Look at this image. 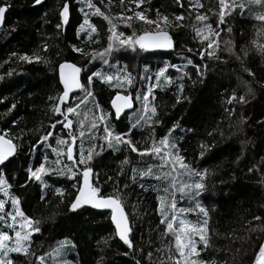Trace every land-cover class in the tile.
Returning <instances> with one entry per match:
<instances>
[{"label":"trees","instance_id":"obj_1","mask_svg":"<svg viewBox=\"0 0 264 264\" xmlns=\"http://www.w3.org/2000/svg\"><path fill=\"white\" fill-rule=\"evenodd\" d=\"M69 2L70 21L64 29L58 30L56 24L63 0H44L35 7L34 0H0V3L10 5L0 29V132L6 131L5 136L17 148L2 172L7 180L6 189L20 199V209L34 222L39 221L41 228L40 233L31 237L29 255L12 254L14 264H39L37 257H47L59 240H70L75 245L70 257L72 264H99L101 260L103 264H165L169 257H178L174 235L167 233L166 225L160 223L161 198L165 205L172 199L171 180L157 181L154 175H139L140 171L147 170L148 164L158 165L159 161L151 157L141 159L126 144H117L115 140L112 141L114 146L108 148L107 142L101 139L104 135L102 124L97 131H91L92 124L98 123V116L110 114L109 101L115 89L104 77L121 70L131 72L136 83L131 88L125 85L120 92L128 93L135 87V94L137 90L144 93L143 85L153 82L154 74L166 63L180 66V72L168 70L172 80L175 75L188 74L182 81L183 92L177 91L179 78L173 85H166L162 80L160 87L154 89V99L149 98L147 112L141 101H134L131 115L119 121L112 119V128L116 134L129 132L130 138L141 149L164 135L175 137L173 142L177 143L185 162L205 173L204 182L208 188L200 202L209 210L206 235L210 246L205 249L199 242L200 237H193L197 241L199 260L205 264H253L258 257L259 245L264 242V223L253 219L254 216L264 217V127L260 126V121H264V53L257 47L264 45V25L255 19L258 10H236L220 24L219 0H180V3L177 0H146L136 10H144L143 5H146L149 19H156L157 11L168 16L167 23L160 21V29L169 32L173 38L174 52L150 55L140 52L137 55L132 49L122 48L107 56L109 64L105 65L100 59L89 60L91 52H102L108 46L111 25L104 16L109 17L119 31L121 20L118 21L114 14H122L129 7L134 9L135 4L130 5V0H124L123 5L121 0H91L95 7L90 14L99 8L104 16L88 17L96 28V32H90V27L85 28L89 35L76 28L84 12H89L87 3L83 0ZM231 2L226 0V4ZM195 4L204 7L194 11ZM197 14L208 16L211 33L205 23L196 21ZM177 16L183 19L177 21ZM140 24L142 30L157 31L155 26ZM134 28L141 30L139 22ZM197 31L211 36L216 42L212 49L197 37ZM217 31L218 37L214 35ZM44 44L48 46L46 51ZM72 45L87 54L73 51ZM187 49L192 51L189 53ZM206 51H213L218 59L206 55L201 58V53ZM13 52L35 53L41 56V62H21L18 57H12ZM172 55L180 62L171 59ZM185 57L205 72L202 79L196 68L187 65ZM62 60L80 65L83 89L93 92V96L83 103L84 90L75 93V99L73 97V101L64 104V109L68 106L76 108V113L68 116L73 121L72 133L77 138L75 151L83 152L85 158L89 151L93 152L89 166L99 174L105 195L116 188L121 190L122 205L131 227L132 248L118 240L109 211L100 214L86 206L81 209L82 215H77L70 210L77 193V188L73 187L77 181L68 178L71 176L68 169L73 162L60 159L61 156L57 157L52 149L63 151L66 144L60 145L57 139L68 141L71 137L60 125L55 129L50 127L63 118L53 111L61 93L56 68ZM249 71L254 76H250ZM9 72L13 75L9 76ZM92 72H100L101 76L94 77L89 85L88 76ZM148 76L152 79L141 82V77ZM233 93L237 97L244 95L248 103L229 104L228 99ZM49 97L54 99L50 101ZM13 104L15 109H12ZM152 107L156 108V113L151 120H143L137 126V120L150 115ZM157 119L159 124L155 123ZM174 125L178 127L169 133ZM48 131H53L54 136L46 143L37 144ZM202 146H210L203 158L199 155ZM45 156L47 160L43 159ZM126 157L130 163H124ZM57 159L60 163H56ZM74 160H77L76 156ZM40 163H44L46 169L65 172V176L45 175V183L49 185L47 190L39 182H28L30 170H35ZM133 168L137 169L136 182L132 180ZM250 168L257 170L249 172ZM153 171L155 175L160 174L155 168ZM140 184H144L147 191L141 189ZM56 187L64 190L63 197L54 192ZM165 188H169V192L165 193ZM42 195H46L44 201H41ZM176 199L179 208L194 207L187 198L180 199L179 193ZM180 218L190 222L191 226H199L205 219L196 211ZM174 227H179L178 221ZM53 264H57V260Z\"/></svg>","mask_w":264,"mask_h":264},{"label":"snow or ice","instance_id":"obj_2","mask_svg":"<svg viewBox=\"0 0 264 264\" xmlns=\"http://www.w3.org/2000/svg\"><path fill=\"white\" fill-rule=\"evenodd\" d=\"M83 2L87 3L89 12H84V9H79V11L84 12V23L80 25V29L83 30L84 25L89 23L88 16L92 8L95 5L92 4L91 0H83ZM146 0H130V5L135 4V8L129 7V10L134 13V16L137 20L145 22L147 25L155 26L157 31L155 33L145 31L142 35L137 36L135 33L132 36L125 37L123 32H118L116 30V25L112 23L109 17L104 16V13L100 11L99 8H95V12H92V15L96 16H104V19L109 21L111 28L109 29L110 34L108 35V46L102 52L93 53V60L100 59L103 64L108 65L109 60L107 56L113 54L114 50H119L121 48H130L133 51L137 52V55L140 52H148L152 49H172L174 47V42L171 36L160 29V21L167 23L168 16L162 15L159 11L156 13V19H149L145 10H136L139 9L142 4H144ZM44 3V0H34L33 7L37 5H41ZM124 0H121V4L123 5ZM177 3H180V0H177ZM183 7V4H180ZM220 12H219V23L223 24L225 22V17L231 15L232 12L236 10H248L252 12L253 10H258L255 15V19L259 21L262 25H264V0H239L237 3L236 0H232L231 3L226 4V0H219ZM10 5L6 3H0V25H3L6 20V12ZM204 7L203 4H195L193 5V10L198 11ZM227 9V11H226ZM59 23L56 24V28L58 30L64 29L70 21V2L69 0H63L61 5V10L58 14ZM132 19L131 16L124 18V23L126 26L131 27L129 21ZM177 21H181L183 19L182 16L175 17ZM197 22L205 23L208 27L209 32H212L211 25H207L208 16L197 14L195 17ZM180 26L179 24L177 25ZM229 32L232 31L231 28L228 29ZM90 32H96V28L91 27ZM90 35V33H88ZM197 37L201 39L203 42H207L208 48L212 49L213 45L216 43L211 39L209 35H203L201 31L196 32ZM215 36H219L220 33L217 31L214 33ZM218 46V45H217ZM44 50H47V44H44ZM259 50L264 53V45H257ZM72 49L75 52L84 53V50L77 45H72ZM190 53L192 49H187ZM208 58H217L214 56L213 51H206L205 53H201V58L204 56ZM12 57H18L21 62L25 63H40L41 56L33 53L32 55L28 53L18 54L16 52L12 53ZM187 65L193 66L196 68L197 74L199 78H203L205 72L201 70L200 66L195 65L192 59L185 57ZM66 65H60V74L61 79L63 81V94L59 97V100L67 105L71 101L70 93L73 91V88H81L83 86L79 83L77 79V75L80 72V69L73 67V72L70 76H65L64 68ZM112 67H115L113 65ZM206 68V66H205ZM169 69H175L180 71V66L176 64L166 63L163 67L159 69L158 72L154 74V79L156 83L150 84L147 87V91L141 93L137 90V94L135 96L136 100L141 101L144 105V109L147 112L148 105L150 103V96L154 99V89L160 87V82H163L166 85H173L175 82L171 79V77L167 74ZM150 69H146L149 71ZM250 76H254V73L249 71ZM9 76L13 75V73L9 72ZM100 72H92L90 76H88V84L91 85L94 77H100ZM188 74L183 72L179 77L181 82L178 83L177 91L182 93L184 90V83L182 82ZM122 77V79H121ZM145 79H152V77H141V82ZM105 82H111L115 80V83L112 85L117 88H124L127 85L131 88L136 83V78L132 75L131 72L125 73L121 70L120 74L117 76L108 75L104 77ZM195 83V81H193ZM86 95L81 100V103L86 101L88 97L93 96V92L88 91L87 89H83ZM50 101L53 100V97L48 98ZM117 101H123V103H117ZM179 102V97H178ZM233 102L239 104H247L248 99L244 95H240L237 97L235 93L231 95L228 99V103L232 104ZM113 107L115 109L114 115H100L96 119L98 123H93L91 126V131L95 132L100 128V125H103V133L104 135L101 137L102 140L107 142V147L112 148L114 145L112 143L113 140L117 142V144H126L130 151L135 152L141 159L146 157H151L157 161H159L158 165L148 164L146 171H140L139 175L141 177L145 176H153L157 181H168L171 180L170 188H171V196L172 199L169 204L165 205L163 198H161V204L159 208L161 220L160 223L166 225V232L171 233L175 237V251L178 253V257L173 258L169 257V260L165 262V264H205V262L199 260L200 253L197 251V241L193 239L195 236L200 237V241L204 248L207 249L210 246L209 239L207 238V226L209 224V210L202 206L200 202V198L204 193L208 191L205 180V173L202 171H197L196 168L192 167V165L185 162V157L180 155V148L177 143H174L173 140L175 137L170 138L169 135H164L158 141L153 139V143L151 146H145L143 149L138 148L137 144L130 138L129 132H120L119 134L115 133V130L112 128L111 121L115 119L117 121L121 120V114L125 109H132V97L131 92L128 95H120L119 92L116 95L115 99L112 101ZM16 105H12V109H15ZM79 105H77V108ZM99 108V104L96 105ZM10 109V111L12 110ZM53 111L60 116H63V120H56L54 124L50 127L55 129L57 125H60L63 129L68 130V136L71 137V142L57 139V143L67 144L66 153L56 152V149H52V151L56 152L57 157L66 156L68 161H72V167L68 169L71 172V176L69 179H73L77 181V184L82 186H77L74 184L73 187L77 188V194L75 195L74 201L71 203L70 210L77 214L82 215L81 209L86 206H90L103 214L104 210L111 211V220L115 224V228L117 230V234L119 238L126 244L129 248H132L133 245L129 239L130 229L128 227V222L125 218L124 207L122 206L121 190L116 188L114 191L105 195V192L100 187V177L98 173L93 172V168L89 166V161L93 158V152L89 151L87 158H85L83 152H81L79 159L74 160L73 157V146L76 143V136L72 133L73 121L68 119V116L76 113V108L71 106L66 107L65 110H62L59 104L55 105ZM156 113V108H151V114L141 116L140 119L137 120V126L140 125L143 120H151L152 115ZM83 124V121H80ZM156 124H159L160 121L157 119L155 121ZM260 126L264 127V121H260ZM178 125H174L173 129H169V133H172ZM154 128V125H153ZM131 131V129H129ZM54 136L53 131H48L45 135L41 136L37 141V144L46 143ZM80 136L83 137L84 133L81 132ZM125 137H129L125 139ZM36 146L34 145L33 148ZM16 147L13 145L12 140L5 139L3 135H0V191H4V186L7 184V180L5 179L2 168L6 167V163L10 157L14 156L16 153ZM119 150V149H117ZM210 150V146H202V150L199 155L203 158L206 154V151ZM101 151H103V146H101ZM173 152L175 155L173 156ZM44 160H47V157H43ZM56 163H60L59 159H57ZM124 163H130V161L125 158ZM83 166L80 169V166ZM156 169L160 172L159 175H155L153 169ZM76 169V171H73ZM165 169H169L165 171ZM256 168H250L249 172H255ZM133 182H136V173L137 169H132ZM45 175L52 177H63L65 176V172L60 171L59 169H46L44 163H40L39 167L35 168V170H30V174L28 177V182L36 181L44 186V189L47 190L49 185L45 183L44 177ZM111 179V177L109 178ZM190 181V182H188ZM95 185V186H94ZM141 189L147 191L144 184H140ZM124 188L127 189L128 185L125 184ZM54 192L60 196H64V190L60 187H56ZM164 192H169V188H165ZM180 194V199L187 198L189 201L194 203V207L189 208H179L177 206L176 194ZM7 195V192L4 193ZM46 199V195L41 196V201ZM21 201L19 198L11 199L12 211H5L6 201L0 199V222H2L8 229H11L15 232L14 237L10 236L7 231L0 230V264H14L12 260V254H24L25 256L29 255V244L31 243V237L33 234H38L41 231L40 222L33 221L30 217L26 216L25 213L20 209ZM196 211L198 214H202L205 219H203L202 223L199 226H191L190 222H187L185 219L180 218L185 213ZM169 213H172L169 215ZM257 222L264 223V217L254 216L253 218ZM11 220V223L8 221ZM179 223V227H174V223ZM65 244L72 245L70 240H65ZM189 257H192L189 259ZM149 258H151V253H149ZM37 261L39 264H45V257L40 256L37 257ZM64 264H71V261H64ZM99 264H103V260L99 262ZM254 264H264V244L259 245V253Z\"/></svg>","mask_w":264,"mask_h":264},{"label":"rangeland","instance_id":"obj_3","mask_svg":"<svg viewBox=\"0 0 264 264\" xmlns=\"http://www.w3.org/2000/svg\"><path fill=\"white\" fill-rule=\"evenodd\" d=\"M143 9L146 11V14H147V12L149 11V10H147V7H146V5H143ZM115 16V18L119 21V20H121V21H119L120 22V24H119V28H120V30L118 31V32H125L126 31V33H125V37H127V36H132L134 33L137 35V36H139V35H142L145 31H148V32H156V31H152L151 29H148V28H143V30H142V26H141V24H140V22H142L143 24H146L145 22H143V21H139V20H137L136 18H135V16H134V13L132 12V11H130L129 10V8L128 9H125V11H124V13H122V14H118V13H115L114 14ZM91 16H92V14H89V18H91ZM128 16H131L132 17V19L129 21V23L131 24V27H128V26H126L125 25V23H124V18L125 17H128ZM84 17H80V20H79V23L76 25V28L77 29H79V30H81L80 29V25L81 24H83L84 23ZM136 22H139V27H141V30H137V29H135L134 28V24H136ZM91 28V27H93V25H92V23L91 22H89L88 24H86V25H84V28H83V30L82 31H85L86 32V34H88V30H84L85 28ZM153 29V28H152ZM163 31V30H162ZM172 38V37H171ZM172 40H173V38H172ZM174 42V41H173ZM174 47H175V43H174ZM174 47L172 48V49H157V50H150V51H148V52H145L147 55L149 54H156V53H165V52H174ZM122 49V48H121ZM130 49V48H129ZM93 53H95V52H91L89 55H90V58H89V60H92L93 58H92V56H93ZM171 59H173V60H176L177 62H180L179 61V59L178 58H176L175 57V55H172V58ZM65 60H62V61H60L58 64H60L61 62H64ZM73 63H75V62H73ZM58 64H57V66H58ZM76 65H78L79 66V69H80V79H81V85L82 86H84V81H83V78H82V68L80 67V65L79 64H77V63H75ZM184 65H186V64H184ZM187 67V66H186ZM56 72H57V68H56ZM120 72L121 71H119V72H116V73H112V74H108V75H112V76H117V75H119L120 74ZM180 72V71H179ZM107 75V76H108ZM181 75H175V77L173 78V81H176L177 80V78H179ZM57 79H58V77H57ZM121 79H122V77H121ZM103 81V80H102ZM180 81H177V84L179 83ZM58 83H59V81H58ZM107 83H110L111 85H113L114 83H115V80L114 81H111V82H107ZM153 83H156V81H155V79L153 80V82H151V81H149V82H146L145 83V85H143L144 86V88H143V92H146L147 91V87L150 85V84H153ZM60 85V84H59ZM135 88V87H134ZM133 88V90L131 91V97H132V102H133V104H134V101H137L136 99H135V93H134V89ZM114 89H115V91H114V93L112 94V95H114L116 92H120V91H122V90H124V88H117V87H114ZM83 89H81L80 88V91H82ZM124 93V92H123ZM129 94V92L128 93H126V95H128ZM76 95L77 94H73L72 95V99H71V101H73V97H74V99H75V97H76ZM58 99V98H57ZM70 101V102H71ZM56 102H57V100H56ZM56 102H55V104L53 105V108H54V106L56 105ZM109 105H110V101H109ZM135 108V104H134V107L132 108V109H130V110H124V112H123V114L121 115L123 118H127V117H129L130 115H131V111L133 110ZM63 110H65L64 109V107H63ZM114 110H113V108H112V106H110V114L111 115H114ZM64 119V117L62 118V120ZM1 134H3V135H6V131H3V132H0ZM9 139V138H8ZM64 140H65V138H64ZM68 142H71V138L68 140ZM62 143H60V145H61ZM76 144V143H75ZM75 144L73 145V149H74V152H73V157H74V159H75V156H76V158H77V160L79 159V156H80V154H81V152H79V151H75ZM16 146V145H15ZM67 144L65 145V147L67 148ZM64 147V149H63V151L61 150H59V149H56V152H60V153H66V148ZM75 153H76V155H75ZM60 159H65V156H61V158ZM34 171V170H33ZM29 174H30V172H29ZM6 187H7V185H5L4 186V191H0V199H3V200H5L6 201V204H5V211H12L13 209H12V205H11V199H13V198H15V196L13 195V194H11L9 191H8V189H6ZM5 192H7V195H5L4 193ZM77 194V193H76ZM9 223H11V220H9L8 221ZM0 230H2V231H7L8 232V234L10 235V236H12V237H14V235H15V232L13 231V230H11V229H8L2 222H0ZM64 241L65 240H59L58 242H56V244L54 245V249H52L51 251H50V253L47 255V257H45V264H53L54 263V260H57V264H64V261L65 260H67V261H70L71 260V255L73 254V247L71 246V245H68V244H65L64 243ZM263 244H264V242H263ZM55 250V251H54ZM48 257H50V258H48ZM257 259V258H256ZM72 264V263H71ZM254 264V263H253Z\"/></svg>","mask_w":264,"mask_h":264},{"label":"water","instance_id":"obj_4","mask_svg":"<svg viewBox=\"0 0 264 264\" xmlns=\"http://www.w3.org/2000/svg\"><path fill=\"white\" fill-rule=\"evenodd\" d=\"M1 27H2V25H0V29H1ZM164 32H167V31H164ZM152 33H155V32H152ZM168 34H169V32H167ZM170 35V34H169ZM152 50H157V49H152ZM61 64H64V65H66V67L64 68V74H65V76H70L71 74H72V72H73V67H70V66H74V68H76V69H79V66L78 65H76L75 63H73V62H71V61H64V62H61L60 64H58V66H57V77H58V81H59V84H60V86H61V89H62V91H61V93H60V95L58 96V99H57V102H56V105L57 104H59L60 106H61V108H62V106H63V102H61L60 100H59V97L60 96H62V94H63V81H62V79H61V74H60V65ZM77 79H78V81H79V83L81 84V79H80V72L78 73V75H77ZM80 88H73V91L70 93V97H71V94H73V93H75V92H77L78 90H79ZM118 94V92H116L112 97H111V99H110V106H112V108H113V110H114V112H115V109H114V107H113V104H112V101L115 99V97H116V95ZM119 94L120 95H125L126 96V94H124V93H122V92H119ZM117 103L119 104V103H123V101H117ZM132 104H133V102H132ZM133 107H134V104H133ZM125 110H127V109H125ZM128 110H130V109H128ZM127 110V111H128ZM55 114H57V113H55ZM123 114V113H122ZM121 114V115H122ZM0 135H3V134H1L0 133ZM4 136V135H3ZM5 137V139H8L6 136H4ZM13 143V142H12ZM13 145L15 146V144L13 143ZM73 146V145H72ZM16 147V146H15ZM67 151V150H66ZM74 152V151H73ZM13 157V156H12ZM12 157H10V158H12ZM9 158V159H10ZM66 160H67V157H66ZM68 161V160H67ZM69 162V161H68ZM6 163V162H5ZM80 186H82V185H80ZM75 199V198H74ZM74 201V200H73ZM123 206V205H122ZM107 211H109L110 212V220H111V211L110 210H107ZM124 212H125V210H124ZM125 218H126V220H127V222H128V227H129V229H130V232H129V239H130V233H131V227H130V223H129V219H128V217H127V214H126V212H125ZM111 223H112V225H113V227H114V229H115V232H116V236H117V238H118V240H120L122 243H123V241L119 238V236H118V234H117V230H116V228H115V224H114V222L111 220Z\"/></svg>","mask_w":264,"mask_h":264}]
</instances>
